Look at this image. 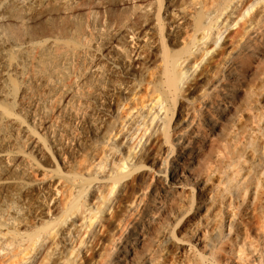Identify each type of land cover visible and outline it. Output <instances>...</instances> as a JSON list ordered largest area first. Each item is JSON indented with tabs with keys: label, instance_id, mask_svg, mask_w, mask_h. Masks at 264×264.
Returning <instances> with one entry per match:
<instances>
[{
	"label": "bare ground",
	"instance_id": "obj_1",
	"mask_svg": "<svg viewBox=\"0 0 264 264\" xmlns=\"http://www.w3.org/2000/svg\"><path fill=\"white\" fill-rule=\"evenodd\" d=\"M22 142L0 264H264V0H0Z\"/></svg>",
	"mask_w": 264,
	"mask_h": 264
},
{
	"label": "rangeland",
	"instance_id": "obj_2",
	"mask_svg": "<svg viewBox=\"0 0 264 264\" xmlns=\"http://www.w3.org/2000/svg\"><path fill=\"white\" fill-rule=\"evenodd\" d=\"M138 3V2H136ZM236 30H231L226 36H228L230 33H232V36L234 35ZM228 42H230V39H228ZM134 143V142H132ZM125 147L123 148V151L125 152ZM139 150V149H138ZM0 152L8 154L10 157H17L18 162L20 163L23 158L29 157V153L31 152L29 146L27 143L22 142L17 149H1ZM39 162L37 161V164ZM13 165V160H8L6 164L3 166H0V180H10L13 178H17V176H14L13 174L10 173L9 167ZM33 171V170H32ZM1 200H5V196L1 195L0 196ZM4 255V253H3ZM89 257V256H88Z\"/></svg>",
	"mask_w": 264,
	"mask_h": 264
}]
</instances>
